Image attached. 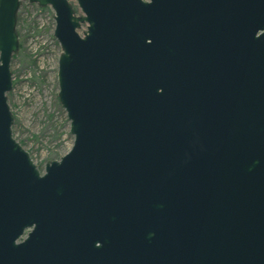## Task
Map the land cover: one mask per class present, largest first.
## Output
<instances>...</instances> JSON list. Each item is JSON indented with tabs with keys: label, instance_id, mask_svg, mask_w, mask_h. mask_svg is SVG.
I'll return each instance as SVG.
<instances>
[{
	"label": "water",
	"instance_id": "1",
	"mask_svg": "<svg viewBox=\"0 0 264 264\" xmlns=\"http://www.w3.org/2000/svg\"><path fill=\"white\" fill-rule=\"evenodd\" d=\"M21 1L54 12L73 135L43 172L8 103ZM75 1L0 0V264H264V0Z\"/></svg>",
	"mask_w": 264,
	"mask_h": 264
},
{
	"label": "rangeland",
	"instance_id": "2",
	"mask_svg": "<svg viewBox=\"0 0 264 264\" xmlns=\"http://www.w3.org/2000/svg\"><path fill=\"white\" fill-rule=\"evenodd\" d=\"M68 1L80 15L76 1ZM53 16L50 6L21 1L16 24L19 48L11 62L13 87L8 94L14 118L13 137L40 172L47 162L67 153L73 143L69 121L57 97L61 49L53 37Z\"/></svg>",
	"mask_w": 264,
	"mask_h": 264
},
{
	"label": "trees",
	"instance_id": "3",
	"mask_svg": "<svg viewBox=\"0 0 264 264\" xmlns=\"http://www.w3.org/2000/svg\"><path fill=\"white\" fill-rule=\"evenodd\" d=\"M36 28H37V26L36 25H34V27H33V29H35L36 30ZM36 32H38L37 30H36ZM13 127V126H12ZM13 129V128H12ZM21 144V143H20Z\"/></svg>",
	"mask_w": 264,
	"mask_h": 264
}]
</instances>
